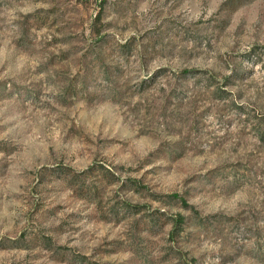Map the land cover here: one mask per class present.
I'll list each match as a JSON object with an SVG mask.
<instances>
[{"label": "rangeland", "instance_id": "rangeland-1", "mask_svg": "<svg viewBox=\"0 0 264 264\" xmlns=\"http://www.w3.org/2000/svg\"><path fill=\"white\" fill-rule=\"evenodd\" d=\"M0 264H264V0H0Z\"/></svg>", "mask_w": 264, "mask_h": 264}]
</instances>
